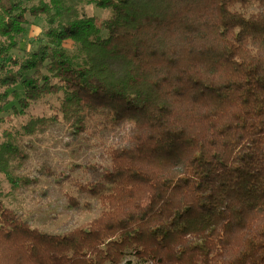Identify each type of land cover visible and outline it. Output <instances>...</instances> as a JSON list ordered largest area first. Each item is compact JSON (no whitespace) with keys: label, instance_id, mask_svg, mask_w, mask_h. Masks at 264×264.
Segmentation results:
<instances>
[{"label":"trees","instance_id":"1","mask_svg":"<svg viewBox=\"0 0 264 264\" xmlns=\"http://www.w3.org/2000/svg\"><path fill=\"white\" fill-rule=\"evenodd\" d=\"M53 96L74 128L97 107L134 129L81 186L103 206L85 226L41 232L0 185V264H264V0H0V114L33 134Z\"/></svg>","mask_w":264,"mask_h":264},{"label":"rangeland","instance_id":"2","mask_svg":"<svg viewBox=\"0 0 264 264\" xmlns=\"http://www.w3.org/2000/svg\"><path fill=\"white\" fill-rule=\"evenodd\" d=\"M87 12L100 18L108 13L93 6ZM43 25L41 21L26 25L13 53L21 56L40 45L47 28ZM65 47L71 49L72 44L67 42ZM49 101L51 105H35L33 114L44 118V129L33 134H24L21 127L29 116L12 110L0 114V148L5 143L14 148H3L10 163L0 170L1 201L31 227L63 234L85 226L102 212L99 199L81 186L99 179L102 169L110 165L109 150L129 143L134 123L114 124L105 111L91 107L82 113L83 127L74 128L55 111L56 97ZM11 177L19 178L18 183L12 184ZM21 178L28 182L22 183ZM120 264L139 263L128 255Z\"/></svg>","mask_w":264,"mask_h":264}]
</instances>
